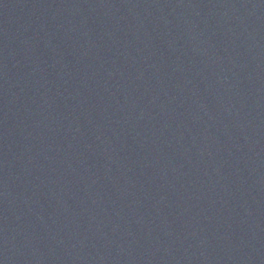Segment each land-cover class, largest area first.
<instances>
[{"label":"water","instance_id":"95a60500","mask_svg":"<svg viewBox=\"0 0 264 264\" xmlns=\"http://www.w3.org/2000/svg\"><path fill=\"white\" fill-rule=\"evenodd\" d=\"M0 264H264V46L214 0H0Z\"/></svg>","mask_w":264,"mask_h":264}]
</instances>
